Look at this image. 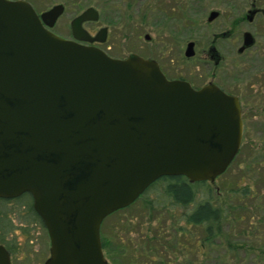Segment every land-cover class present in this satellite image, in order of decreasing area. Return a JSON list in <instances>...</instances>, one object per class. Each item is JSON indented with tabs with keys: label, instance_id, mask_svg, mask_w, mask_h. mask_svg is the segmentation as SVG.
Masks as SVG:
<instances>
[{
	"label": "water",
	"instance_id": "1",
	"mask_svg": "<svg viewBox=\"0 0 264 264\" xmlns=\"http://www.w3.org/2000/svg\"><path fill=\"white\" fill-rule=\"evenodd\" d=\"M62 11L0 0V198L31 196L49 243L42 264H108L102 220L160 176L213 182L239 150L241 104L213 83L167 79L151 58L57 35ZM97 18L92 6L73 16L72 38L102 42L106 27L91 37L82 26ZM253 42L243 31L237 52ZM0 264H11L1 243Z\"/></svg>",
	"mask_w": 264,
	"mask_h": 264
},
{
	"label": "rangeland",
	"instance_id": "2",
	"mask_svg": "<svg viewBox=\"0 0 264 264\" xmlns=\"http://www.w3.org/2000/svg\"><path fill=\"white\" fill-rule=\"evenodd\" d=\"M37 11L60 3L62 13L51 30L69 35L70 19L87 6L97 10L96 21L83 23L94 32L107 28L100 47L110 56L134 52L179 68L183 73L206 74L198 59L213 45L223 61L215 82L240 97L242 138L240 151L211 186L213 202L221 209L220 233L211 243L202 242V230L177 220L180 207L156 212L136 200L106 216L99 228L108 264H264V18H245L250 4L264 11V0H27ZM210 10L216 17L207 21ZM249 31L253 44L237 54L241 33ZM221 33L225 35L220 36ZM144 34L149 36L144 39ZM193 41L192 63L181 64L186 42ZM207 58V57H206ZM193 65L192 64H195ZM191 64V65H190ZM250 94V96H249ZM248 96V97H247ZM249 186V194L235 195L232 188ZM160 186L146 196L155 198ZM15 226L7 237L15 241L11 264H42L48 255V237L38 223ZM23 225V229L19 227Z\"/></svg>",
	"mask_w": 264,
	"mask_h": 264
},
{
	"label": "trees",
	"instance_id": "3",
	"mask_svg": "<svg viewBox=\"0 0 264 264\" xmlns=\"http://www.w3.org/2000/svg\"><path fill=\"white\" fill-rule=\"evenodd\" d=\"M241 107L244 109L243 105ZM158 186L160 190L155 192V198H148L146 193ZM249 189V186L244 185L232 188L230 191L235 195L245 196L249 194ZM213 198L214 189L206 181L190 182L182 175H165L150 183L134 201L141 200L144 207L156 212L168 211L173 206L180 207L182 211L177 220L182 221L183 226H176V229L183 233L187 225L198 226L203 233L202 242L211 243L220 233L222 219L221 209L213 202ZM13 216L20 224L38 223L43 227L40 218L32 209L29 193L24 192L13 198H0V243L7 249L10 256L16 253L15 241L7 237L8 233L15 228L12 224ZM19 227L23 229L24 226L19 225ZM101 246L104 248V241H101Z\"/></svg>",
	"mask_w": 264,
	"mask_h": 264
},
{
	"label": "flooded vegetation",
	"instance_id": "4",
	"mask_svg": "<svg viewBox=\"0 0 264 264\" xmlns=\"http://www.w3.org/2000/svg\"><path fill=\"white\" fill-rule=\"evenodd\" d=\"M250 9L253 10L252 12V15H251V18L252 16L255 14V13H261L262 17L264 18V11L259 9V8H256L254 7V4L251 3L250 4ZM75 16V15H74ZM247 15H245V18H246ZM85 22H88V21H85ZM83 22V23H85ZM83 23H82V26H83ZM103 27V26H101ZM101 27H98L96 29V31L94 32H90L88 30H86L84 27V29L89 33V35L92 37L95 35V33L97 32V30ZM105 27V26H104ZM68 29H69V23H68ZM106 32H107V28H106V31H105V38H106ZM242 34V33H241ZM225 35V33H221L220 36H223ZM62 37V36H61ZM63 38H66V39H72L80 44H84V45H87V46H94V47H97L101 50H103L100 45L105 41V39L102 41V42H99V41H96V40H92V41H88V40H76V39H73L71 34H70V29H69V35L66 36V37H63ZM149 38V36H148ZM193 42V41H192ZM187 43V42H186ZM241 44V42H240ZM186 45V44H185ZM239 47V46H238ZM237 47V48H238ZM248 48V47H247ZM247 48L243 49L241 52H237V49H236V52L237 54H241L244 50H246ZM185 49V47H184ZM184 49L182 51V54H183V61L181 64H184V61L186 63H192L191 62V59L194 57L195 55V47H194V42H193V45H192V50H193V53L191 56H185L184 55ZM104 51V50H103ZM105 52V51H104ZM106 53V52H105ZM204 53L207 55L206 57H202V58H199L198 59V62L199 63L198 65H202V66H205L206 69H208L209 72H207L206 74H203V73H198V72H186V73H183L182 71L179 70L178 67L174 66V65H171V64H164L162 63V61H158L154 58H151V57H144V58H151L153 60H155L159 66V69L161 70V72L163 73V75L167 78V79H170V80H184L186 82H188L193 88H199L207 83H213L215 84L216 86H218L220 89H222L223 91L225 92H228L226 91L225 89H223L221 86H219L216 82H215V79L217 77H219V74L218 72L216 71V68L219 66V64H221V62L223 61V58L221 55H219L215 49V47L213 45H210L208 46V48L206 49V51H204ZM129 54V53H128ZM109 55V54H108ZM120 58V57H119ZM197 63L195 64H192L193 65H196ZM191 65V64H190ZM229 93V92H228ZM232 94V93H231ZM236 95V94H235ZM240 101V98L238 95H236ZM10 255V254H9ZM11 258V256H10Z\"/></svg>",
	"mask_w": 264,
	"mask_h": 264
}]
</instances>
